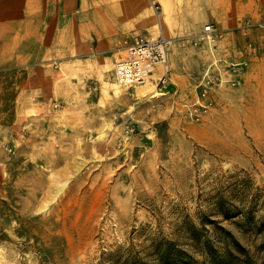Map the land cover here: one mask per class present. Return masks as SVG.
<instances>
[{"label": "rangeland", "instance_id": "obj_1", "mask_svg": "<svg viewBox=\"0 0 264 264\" xmlns=\"http://www.w3.org/2000/svg\"><path fill=\"white\" fill-rule=\"evenodd\" d=\"M42 74L0 71V264H264V100L195 122L110 76L72 113Z\"/></svg>", "mask_w": 264, "mask_h": 264}, {"label": "crops", "instance_id": "obj_2", "mask_svg": "<svg viewBox=\"0 0 264 264\" xmlns=\"http://www.w3.org/2000/svg\"><path fill=\"white\" fill-rule=\"evenodd\" d=\"M245 19L264 23V0H0V71L38 68L35 83L41 88L43 67L50 68L51 98L74 113L71 102L80 98L74 92L85 85L86 91H98L100 99L107 79H114L126 37L163 35L174 39L168 65H157L145 83L133 87V94L182 112L184 104L198 99L210 62L207 46H194L192 41L212 23L226 33L219 42L220 53L247 61L238 88L213 94L220 107L238 110L248 99L264 100V29L244 34L238 26ZM248 43H253V50ZM60 83L66 85V94H59ZM35 90L44 93L42 88Z\"/></svg>", "mask_w": 264, "mask_h": 264}, {"label": "built area", "instance_id": "obj_3", "mask_svg": "<svg viewBox=\"0 0 264 264\" xmlns=\"http://www.w3.org/2000/svg\"><path fill=\"white\" fill-rule=\"evenodd\" d=\"M253 28L264 29V23L253 22L251 19L242 20L238 26L244 34ZM226 37V33L208 24L203 32L192 41L194 46L206 45L210 54V62L205 68L199 84L198 99L191 104H184L185 113L190 120L199 122L207 116L214 107L212 95L221 88H236L241 85V77L247 65L246 60L234 61L222 55L219 42ZM174 39L160 35L158 37H144L132 34L122 42L125 55L117 61L114 68L115 82L122 87L133 88L145 83L157 65H168V54ZM253 50V43H248ZM239 53H243L241 49Z\"/></svg>", "mask_w": 264, "mask_h": 264}, {"label": "bare ground", "instance_id": "obj_4", "mask_svg": "<svg viewBox=\"0 0 264 264\" xmlns=\"http://www.w3.org/2000/svg\"><path fill=\"white\" fill-rule=\"evenodd\" d=\"M162 20V19H161ZM158 21V20H157ZM160 21V20H159ZM163 21V20H162ZM161 24V23H160ZM164 80V79H163ZM118 86V85H117ZM114 87V86H113ZM136 88H137V86H136ZM116 89H117V87H116ZM117 92V91H116Z\"/></svg>", "mask_w": 264, "mask_h": 264}]
</instances>
